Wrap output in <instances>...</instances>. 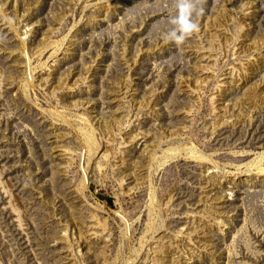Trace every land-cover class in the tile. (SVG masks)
Instances as JSON below:
<instances>
[{"label": "rangeland", "instance_id": "1", "mask_svg": "<svg viewBox=\"0 0 264 264\" xmlns=\"http://www.w3.org/2000/svg\"><path fill=\"white\" fill-rule=\"evenodd\" d=\"M192 2L0 0V264H264V0Z\"/></svg>", "mask_w": 264, "mask_h": 264}, {"label": "clouds", "instance_id": "2", "mask_svg": "<svg viewBox=\"0 0 264 264\" xmlns=\"http://www.w3.org/2000/svg\"><path fill=\"white\" fill-rule=\"evenodd\" d=\"M178 8L179 15L173 18L172 21L176 26L165 34L166 40L175 41L177 43L183 41L186 34L198 30V24L194 22L191 17L194 12L199 15L203 11L202 9L196 8L192 0H179Z\"/></svg>", "mask_w": 264, "mask_h": 264}, {"label": "bare ground", "instance_id": "3", "mask_svg": "<svg viewBox=\"0 0 264 264\" xmlns=\"http://www.w3.org/2000/svg\"><path fill=\"white\" fill-rule=\"evenodd\" d=\"M183 157H189V158H193V159L200 160V161H210V159L208 158L206 154H204L203 152L197 149L187 148V147H184L182 149L178 148V149H174L166 153L164 157H162L158 161V170L160 169V167L164 166L170 160H173L176 158L177 159L183 158ZM254 157H255L254 159L250 160L246 164V167H248V169L255 168V170L257 171L264 172V165L262 163V159L264 158V152L257 153ZM214 168H218V166L215 165Z\"/></svg>", "mask_w": 264, "mask_h": 264}]
</instances>
